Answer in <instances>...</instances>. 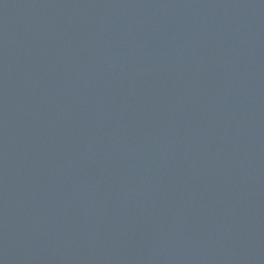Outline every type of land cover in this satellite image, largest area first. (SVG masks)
<instances>
[{
	"label": "water",
	"instance_id": "95a60500",
	"mask_svg": "<svg viewBox=\"0 0 264 264\" xmlns=\"http://www.w3.org/2000/svg\"><path fill=\"white\" fill-rule=\"evenodd\" d=\"M0 264H264V0H0Z\"/></svg>",
	"mask_w": 264,
	"mask_h": 264
}]
</instances>
